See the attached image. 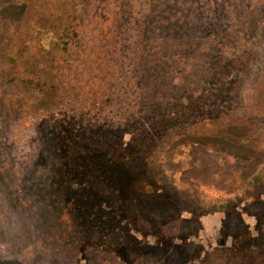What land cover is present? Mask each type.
<instances>
[{"label": "rangeland", "instance_id": "1", "mask_svg": "<svg viewBox=\"0 0 264 264\" xmlns=\"http://www.w3.org/2000/svg\"><path fill=\"white\" fill-rule=\"evenodd\" d=\"M15 1L27 5L26 16L0 17V264H122L114 252L137 247L141 230L153 235L148 226L155 219L169 225L157 250L165 258L161 264H187L199 256V264H264V0L244 5L249 14L254 4L259 7L256 30L242 38L256 61L247 67L243 59L245 68L216 77L198 54L193 70L143 64L154 61L152 40L144 33L151 19L183 17L179 11L187 6L180 2H198L201 9L207 0ZM210 1L216 26L207 38L223 35L228 42L227 11L236 0ZM68 28L78 32L77 44L64 37ZM164 41L160 35L155 42ZM155 54L162 59L159 49ZM64 119L79 120L78 127L97 131L95 137L75 139L74 125ZM50 124L85 154L109 148L113 167L119 163L137 177L111 172L117 197L109 202L120 209L117 222L125 224L109 223L88 247L76 231L57 225L54 211L42 219L30 195H18L11 184L12 173L26 177ZM217 135L254 147L258 157L241 161L191 140ZM85 158L76 160L93 168V159ZM108 191L109 185L102 192ZM29 207L33 221L27 219Z\"/></svg>", "mask_w": 264, "mask_h": 264}, {"label": "trees", "instance_id": "2", "mask_svg": "<svg viewBox=\"0 0 264 264\" xmlns=\"http://www.w3.org/2000/svg\"><path fill=\"white\" fill-rule=\"evenodd\" d=\"M186 1L192 2V0ZM246 3L247 0H236L232 12L227 11L228 20L232 24L226 35L228 42L222 41L223 35L207 38V34L216 26V19L213 18L215 13H212L210 0H207L201 9L198 7V2L189 3L190 5L180 2L181 6H187L186 9L179 11V13L184 15L183 17L151 19V23L145 26L144 33L148 36L146 40H152L148 45L149 47L152 46L150 53H152L154 61L143 60V64L148 63V68H152V70H159L163 67L178 68L183 66L193 70L195 66L193 58H195L194 55L198 54L206 58L205 61H202V66L208 67L205 70L210 71L208 73L214 74L215 77L216 75L219 76L223 70L230 71V69L237 67L245 68L247 63V67H249V64L256 61V54L253 50L246 51L247 43L242 41V38L244 35L252 34L256 30L259 24V19H257L259 7L254 4L249 14L244 9ZM167 4L169 6V3ZM168 6L164 5L161 7L163 13L168 11ZM26 14L27 5L18 3L15 0H4V5L0 9V17L3 19L20 20ZM246 15H248L246 19H239ZM156 21H160L159 25L155 23ZM159 28L160 32H158ZM150 33H154V38L152 37L151 39L149 37ZM158 33L167 42L156 43V39L160 36ZM64 37L71 43L77 44L79 41V35L75 28L66 29ZM156 49H159L163 56L161 60H156ZM221 53L223 57L219 56ZM241 54L243 56H240ZM191 57L192 59H190ZM165 58H170V60H164ZM243 59H246V64H242ZM212 69L216 71L213 72ZM225 76L228 78L226 73ZM205 81L209 83V79L205 78ZM29 84L42 88L40 84H35L32 80L29 81ZM262 94L263 91L261 90L260 95ZM73 120H63L74 125L71 136L77 140L81 136L83 137L84 134L90 135V138L95 137L96 130L86 129V126H80L82 127L80 128L78 127L80 125L79 120L75 122ZM48 126L44 127L45 134L44 136L42 134L40 149L36 159H33L28 166L26 177L12 173L11 184L13 187L14 184L17 187L18 195L24 193L30 195V199L40 207L42 219L46 218V211L48 213H53L54 211L57 225L66 228V231L69 232L75 233L76 231V236L79 238L81 245L85 244L88 247L92 243V236L99 232L100 234L103 233L104 228L109 223L114 222V224H120V226L125 224L124 221L121 223L117 222L120 217H117L118 213L116 210L120 211V209L109 202V199L111 200L110 196L117 197L112 188H110L112 183L109 181V176L112 175V171H114L112 177L115 175L119 176L118 172L127 173V169H120L119 163L115 164V168L113 167L111 154L108 152L109 148H102L101 153H97L96 149H94L90 154H85L84 148L83 150L81 148L78 149V147L76 148L78 145L70 144L67 137L61 133L60 127L55 128L52 124ZM191 140L195 144L214 147L226 155L241 161H250L258 157L254 147L245 145L227 135L204 136L203 138L193 137ZM79 157L92 158L93 160L90 162L93 163V168L76 160ZM128 173L132 178H137L131 175L130 172ZM99 184H101V190L98 189ZM108 185L109 191L102 192L104 187L107 188ZM11 190H13L12 187L7 192ZM130 190L131 188L129 189L128 187L125 192L129 193ZM105 193L107 194L105 195ZM31 205L32 203H30ZM121 206L124 208V205ZM28 209L31 211H28L27 219L33 221L32 207ZM116 230H118L117 232L120 231L121 234H127L126 228L120 229L118 227ZM129 231L128 229V234L130 233Z\"/></svg>", "mask_w": 264, "mask_h": 264}, {"label": "flooded vegetation", "instance_id": "3", "mask_svg": "<svg viewBox=\"0 0 264 264\" xmlns=\"http://www.w3.org/2000/svg\"><path fill=\"white\" fill-rule=\"evenodd\" d=\"M163 197L165 198V196H163ZM154 198L161 200V198L156 197L155 195H154ZM219 215L220 214H218L216 216H219ZM200 220L202 221L201 218H200ZM219 220L222 221V223H223V219L220 218ZM168 226L163 224V221L161 219H157V220L155 219L153 224H150L148 226V229H151V227H152V229H154L155 233L153 235H145V234L142 233V230H141V232L137 235L138 236V238H137L138 246L136 247L133 244V246L127 247L128 249L123 255H120V254L118 255L116 253V251H115L114 252L115 253V257H117V259H119V261L122 264H146V263H150V262H152V264H161L162 260H164L165 258L157 250H159V248H161V246H163V244H162L163 241L161 240V238L166 237V229L168 228ZM222 227H223V225H222ZM141 229H143V228H141ZM215 229H217V227H215ZM143 230H145V229H143ZM220 230L221 229H220V226H219L218 229H217V231H218L217 235H218L219 238H222V237H224V235L221 236L222 232H220ZM190 237L191 236H189V238ZM151 238H152V241H150ZM157 238L160 241L159 244H158V239ZM170 239L172 240L171 235H170ZM172 241H173L172 242L173 244L175 243L177 245V240H172ZM191 241H192L191 239H186V241H185L186 245L187 244H192ZM143 242L146 243V244H143ZM175 244L173 246H175ZM149 246H151L153 248V250L150 249L151 251L147 252V248ZM192 247H193V245L191 246L190 250L192 249ZM201 258H202L201 256H199V258L189 257V258H187V260H188L187 264H199V259H201ZM111 260H112V264L117 263V262H115L114 259H111Z\"/></svg>", "mask_w": 264, "mask_h": 264}]
</instances>
